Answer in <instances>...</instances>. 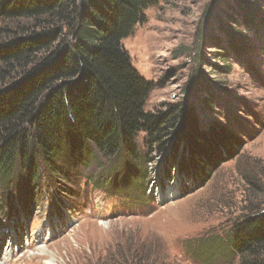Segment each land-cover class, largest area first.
I'll list each match as a JSON object with an SVG mask.
<instances>
[{"label":"trees","instance_id":"trees-1","mask_svg":"<svg viewBox=\"0 0 264 264\" xmlns=\"http://www.w3.org/2000/svg\"><path fill=\"white\" fill-rule=\"evenodd\" d=\"M156 1L0 0L1 216L18 215L20 207L13 204L22 196L15 190L18 185L23 193L30 192L31 198L21 202L28 212L38 199L43 175L45 185L58 178L67 181L70 171L86 165L93 152L109 160L123 158L121 171L134 191L124 199L132 204L153 202L145 187L139 190L148 179L154 150L160 153L172 145L170 154L174 159L180 155L179 169L200 183L239 153L243 144L237 134L219 124L200 125L193 105L179 101L143 109L157 84L132 66L121 40L145 21V10ZM263 1L226 3L229 11L223 14L230 25L217 18L218 31L203 29L196 42L210 40L218 61L225 62L228 52L241 58L252 42L231 26L258 32V24L264 26ZM6 22L15 25L8 29ZM194 75L187 86L204 90L202 107L213 110L209 83L198 69ZM110 179L102 176L98 183ZM215 240L199 242L194 252L205 261L239 258L241 264H264V210L240 218ZM142 260L137 257L130 264H145Z\"/></svg>","mask_w":264,"mask_h":264},{"label":"rangeland","instance_id":"rangeland-1","mask_svg":"<svg viewBox=\"0 0 264 264\" xmlns=\"http://www.w3.org/2000/svg\"><path fill=\"white\" fill-rule=\"evenodd\" d=\"M226 3L232 0H157L121 44L139 74L157 84L144 110L167 102L193 105L200 125L219 124L237 134L243 144L239 153L200 183L179 169L180 155L174 159L172 145L152 151L148 179L139 190L147 189L151 204L125 200L134 191L121 171L123 158L109 160L98 152L70 171L67 181L45 185L43 175L28 212L21 202L31 198L30 192L18 185L22 196L13 201L18 215H0V264L49 259L54 264H130L137 257L145 264H241L239 258L205 261L194 252L199 242L220 240L234 222L264 210V26L258 24L257 32L233 24L252 48L241 58L228 52L225 62L217 60L210 40L196 42L199 31H218L217 18L229 24ZM259 7L264 16V1ZM3 25L10 29L15 22ZM196 69L214 93L213 110L202 107L204 90L187 86ZM142 138L139 133L144 151ZM106 175L110 182L98 183ZM171 189L177 193L168 197Z\"/></svg>","mask_w":264,"mask_h":264},{"label":"bare ground","instance_id":"bare-ground-1","mask_svg":"<svg viewBox=\"0 0 264 264\" xmlns=\"http://www.w3.org/2000/svg\"><path fill=\"white\" fill-rule=\"evenodd\" d=\"M176 193H177L176 190L171 189V190L168 192L167 195H168V197H169V196L172 197V196H174ZM160 198L162 199V196H160ZM39 251H41V248H39ZM45 264H54L53 259L45 260Z\"/></svg>","mask_w":264,"mask_h":264}]
</instances>
